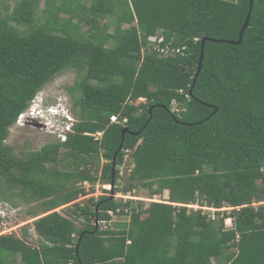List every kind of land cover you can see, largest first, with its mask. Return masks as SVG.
I'll return each mask as SVG.
<instances>
[{"label": "trees", "instance_id": "16d2710c", "mask_svg": "<svg viewBox=\"0 0 264 264\" xmlns=\"http://www.w3.org/2000/svg\"><path fill=\"white\" fill-rule=\"evenodd\" d=\"M38 4L17 0L0 16V201L16 206L15 188L40 200L26 211L40 240L0 234V264L16 255L22 264H264V0H253L239 44L228 41L249 0H44L37 16ZM108 16L111 33L99 26ZM160 30L183 54L147 51ZM202 38L227 42H204L190 91ZM67 69L79 75L68 87L77 120L64 140L15 155L9 128ZM123 127L112 191L167 188L168 199L76 201L86 194L78 182L110 184ZM126 153L131 168L118 187ZM195 202L228 209L212 220L186 206Z\"/></svg>", "mask_w": 264, "mask_h": 264}, {"label": "rangeland", "instance_id": "374dc122", "mask_svg": "<svg viewBox=\"0 0 264 264\" xmlns=\"http://www.w3.org/2000/svg\"><path fill=\"white\" fill-rule=\"evenodd\" d=\"M17 0H0V16L7 14L10 12L12 7L14 6L15 2ZM83 4H89V0H79ZM44 6V0H39L38 4V11H36V15L40 13V10H42ZM60 17H66L64 14H60ZM105 24L108 25L107 31L111 33L113 31V27L115 25V17H105L99 19V26L103 27ZM122 27H128L126 23H122ZM87 27H83V31H85ZM100 31H103L102 29H99ZM79 79V75L76 71L72 69H67L63 72H61L59 75H56L50 82L45 84V86L40 90L39 92V108L42 110V112H46V106H64L66 113L71 118V122L74 120H77V111H75L72 107V96L71 93L68 90V87L74 85L76 80ZM144 103L145 99L139 98L134 102L135 105L139 103ZM172 106H175V102L172 103ZM68 124L70 125V120L68 121ZM63 121L62 119H53L51 122L48 123V125L45 126H35L28 123H23V125H19L17 123H14L9 128L8 136L5 140V144H8L12 146L13 152L17 156H23L24 154L35 151L39 149L42 145L50 142H54L59 140V134L65 127H62ZM95 135V134H94ZM100 135V134H99ZM96 137H100L95 135ZM127 156H125V159L123 163L118 167L119 169V180H118V187H121L123 184L126 183L127 175L129 172V169L131 168V161L129 159L128 153H126ZM60 168L63 169V166L60 165ZM78 186H81V188L84 189L86 192L85 195L80 196L76 201L80 202H86L89 197H99L100 195H109L110 197H113L114 199H121L117 197L127 198V196L130 195L129 199H132L131 204L135 205L137 201H142L144 205H148L150 201H166L168 199V189L163 188L157 194L154 196H149L148 191L146 188H136L132 190V192H128L124 195L122 192H114L111 190V187L109 184H105L102 182V180H98L94 184H90L88 182H78ZM108 192H104L105 190ZM13 193L10 196V200L14 201L16 203V206H12L10 201H5L7 205L14 207L13 210H8L6 212V215L9 217L10 221H8V224L6 227H10V233H13L17 235L19 238H23V240L26 241L27 244L31 246H36L38 244V241L40 240L39 236L36 234V232L33 230L32 220L34 218H30L28 214L26 213L27 209L29 208H35L36 205L40 203L39 201H31L28 202V197L25 193L22 194L17 188L12 189ZM123 200V199H122ZM124 201V200H123ZM188 208L193 207L190 204L186 205ZM61 207L56 208L55 210H58ZM197 208V207H196ZM223 208V209H222ZM220 209L216 208L214 212V216L212 217L209 212L210 219L216 220L218 219L221 214H217V211H222L225 208L228 209V207H222ZM17 210V211H14ZM198 209V208H197ZM201 209V208H200ZM222 209V210H221ZM211 211V210H209ZM212 212V211H211ZM222 218V217H221ZM124 219H128L127 217L119 216L115 220L116 222L122 221ZM225 219V218H223ZM224 226L230 227V224L228 221L223 222ZM113 225V224H112ZM6 227H1L0 231L2 230H8L4 229ZM25 228L27 231V234L23 235L22 229ZM4 231H2L3 233ZM9 233V234H10ZM15 259L14 264H22L20 261V258L18 255L9 258L8 262L10 263V259ZM212 264H217L214 257H211Z\"/></svg>", "mask_w": 264, "mask_h": 264}, {"label": "built area", "instance_id": "2783aa9c", "mask_svg": "<svg viewBox=\"0 0 264 264\" xmlns=\"http://www.w3.org/2000/svg\"><path fill=\"white\" fill-rule=\"evenodd\" d=\"M148 40V44L147 46H145V48L147 49V51L149 52H156L159 56L161 57H167V56H174L177 53L183 54V51L185 49V46L183 45L182 47L179 46H174L172 44V38H170L169 40H166L164 37L163 32L160 30L154 34H150L147 38ZM194 40H197V38H194ZM181 92V90H179ZM39 93L30 101L28 107L23 110L22 112H20L15 120V123L19 124V125H23V123H27L28 121H33L39 124H43V126L48 125L49 122H51L53 119H59V118H53V114L58 112V110H56V108L54 106H47L46 107V112H42V110L39 108ZM62 112H66V111H62ZM66 122H64L63 120V125L62 127H65V129H63L61 131V133L59 134V139L60 140H64L65 136H66V132L70 130L72 122H71V118L69 117L68 114H66ZM70 120V125L68 124V121ZM110 121L111 122H116V116L112 115L110 116ZM101 132H97L96 135L100 136ZM95 136V135H94ZM96 137V136H95ZM125 195V194H124ZM117 198H121L123 200L132 198L129 196H127V198H122V197H117ZM193 207V209H197V208H201V210L203 211V213L207 214L208 217L209 216V212L212 213L211 216H214V210L216 208L214 207H208L206 205H200L198 202H195L193 204H190ZM197 207V208H196ZM14 207H11L9 205H7L6 203L0 202V229L1 227H6V225L8 224V221H10L9 217L6 215V212L8 210H13ZM220 209V208H218ZM223 209V208H222ZM221 209V210H222ZM211 210V211H209ZM226 210V208L224 209ZM14 211H17L14 209ZM109 215L113 216V218L115 217V214L109 210L107 211ZM228 221V223L230 224V227H225L226 228H232V221L230 218H225L224 222ZM102 224H104V221L102 222ZM106 228V227H105ZM4 229H8L6 230H2L4 231L2 233V231H0V234H7L10 233V227H6Z\"/></svg>", "mask_w": 264, "mask_h": 264}, {"label": "water", "instance_id": "95a60500", "mask_svg": "<svg viewBox=\"0 0 264 264\" xmlns=\"http://www.w3.org/2000/svg\"><path fill=\"white\" fill-rule=\"evenodd\" d=\"M252 4H253V0H249V7H248V11H247V14H246V17H245V20H244V23L239 31V35H238V39L237 41H228V42H231V43H236V44H239L241 43V39H242V34H243V31L244 29L247 27L248 25V21H249V18H250V14H251V11H252ZM206 40H211V41H224V42H227L225 40H216V39H212V38H202L201 39V44H200V55H199V59H198V63H197V71L193 77V82H192V85L190 87V91L193 87V84L195 82V79H196V76L198 74V72L200 71L201 69V62H202V57H203V49H204V42ZM216 110V108L214 109V111ZM32 125H35V126H38V127H43L42 124H39V123H30ZM129 132V130L126 128V127H123L121 129V141H120V144L117 148V150L115 151L114 155H113V158H112V174H111V182H110V187L112 189L113 187V182H114V174H115V159H116V156L118 154V152L121 150L122 148V144H123V139H124V134ZM133 135H138L140 133V131H137V132H131ZM9 233H7L8 235Z\"/></svg>", "mask_w": 264, "mask_h": 264}, {"label": "clouds", "instance_id": "9594fccd", "mask_svg": "<svg viewBox=\"0 0 264 264\" xmlns=\"http://www.w3.org/2000/svg\"><path fill=\"white\" fill-rule=\"evenodd\" d=\"M47 107V106H46ZM55 108H56V110H58V112H56V113H54L53 114V118H59V119H62L64 122H66V120H67V118H66V112L64 113V112H62V111H65V108H64V106H61V105H58V106H54ZM73 122H74V120H73ZM72 122V123H73ZM15 123V122H14ZM13 123V124H14ZM28 124H30V123H36V122H33V121H28L27 122ZM43 125V124H42ZM70 131V130H69ZM68 132V131H67ZM66 132V133H67ZM96 135V134H95ZM110 185V184H109ZM112 190V189H111ZM1 202V201H0ZM4 203V202H3Z\"/></svg>", "mask_w": 264, "mask_h": 264}]
</instances>
